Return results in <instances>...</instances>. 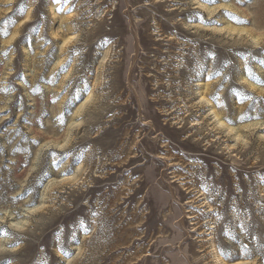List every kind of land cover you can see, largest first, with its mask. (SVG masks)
<instances>
[{"label":"rangeland","instance_id":"1","mask_svg":"<svg viewBox=\"0 0 264 264\" xmlns=\"http://www.w3.org/2000/svg\"><path fill=\"white\" fill-rule=\"evenodd\" d=\"M9 18L0 264H264V0H0Z\"/></svg>","mask_w":264,"mask_h":264},{"label":"snow or ice","instance_id":"2","mask_svg":"<svg viewBox=\"0 0 264 264\" xmlns=\"http://www.w3.org/2000/svg\"><path fill=\"white\" fill-rule=\"evenodd\" d=\"M206 3H210V4H215L217 2V0H205ZM230 15V14H229ZM4 25H8L10 23H14V21H12L10 18L5 20V21H2L0 22ZM3 35H8V32L6 30H3ZM262 63H264V61H262ZM245 98H248V97H245ZM70 171V170H69Z\"/></svg>","mask_w":264,"mask_h":264}]
</instances>
